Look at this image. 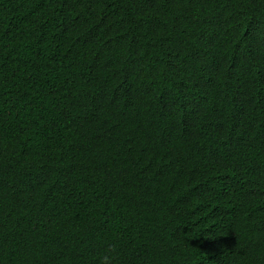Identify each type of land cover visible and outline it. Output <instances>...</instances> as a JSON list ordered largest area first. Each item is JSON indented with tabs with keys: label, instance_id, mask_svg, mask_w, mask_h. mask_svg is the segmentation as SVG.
Listing matches in <instances>:
<instances>
[{
	"label": "trees",
	"instance_id": "1",
	"mask_svg": "<svg viewBox=\"0 0 264 264\" xmlns=\"http://www.w3.org/2000/svg\"><path fill=\"white\" fill-rule=\"evenodd\" d=\"M0 264H264V0H0Z\"/></svg>",
	"mask_w": 264,
	"mask_h": 264
}]
</instances>
